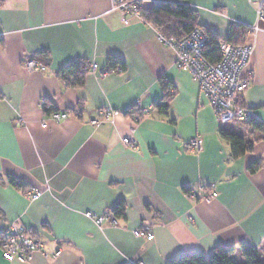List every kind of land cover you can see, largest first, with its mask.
<instances>
[{"label":"crops","instance_id":"0c3cea01","mask_svg":"<svg viewBox=\"0 0 264 264\" xmlns=\"http://www.w3.org/2000/svg\"><path fill=\"white\" fill-rule=\"evenodd\" d=\"M138 1L143 11L177 2ZM187 3L197 24L221 37L231 25L259 27L243 36L252 53L242 103L264 126L259 0ZM110 6V0H0V240L8 227L21 225L47 254L7 261L0 250V264H166L242 243L264 257V140L232 158L219 128L236 125L217 121L155 28L135 17L124 23V13ZM32 55L45 71L24 67L23 59ZM111 56L126 68L108 71ZM77 60L87 61L89 70L80 85L67 86L58 71ZM165 84L173 96L163 114L155 103ZM46 101L57 112H74L53 121L43 112ZM135 104L146 110L136 122L124 114ZM106 108L123 114L93 125ZM129 134L136 149L121 142ZM194 136L202 140L196 153L186 149ZM259 159L260 168L250 173L249 164ZM210 185L217 196L205 200ZM35 190L41 195L30 200L25 193ZM119 202L124 214L117 226L101 229L84 215L113 213ZM136 228H146L152 239L136 237ZM235 257L245 262L238 251Z\"/></svg>","mask_w":264,"mask_h":264},{"label":"built area","instance_id":"2783aa9c","mask_svg":"<svg viewBox=\"0 0 264 264\" xmlns=\"http://www.w3.org/2000/svg\"><path fill=\"white\" fill-rule=\"evenodd\" d=\"M250 1L248 0V2ZM110 3V11L119 10L124 13L122 18L124 23H127L130 17H135L149 24L144 17L142 6L138 0H110ZM256 16L258 20L264 23V0H259ZM248 29L256 32L259 27L253 24ZM155 30L157 39L175 52L177 66L193 76L201 95L206 98L208 104L213 108L219 123L224 124L232 120L240 122L253 120L254 115L250 108L242 104V96L251 83V76L245 74L252 53V47L248 43L234 45L222 38L219 40L218 60L212 62L204 52L210 42V37L203 27H194L179 40L165 38L157 29ZM23 65L29 71L43 72L46 70V65L33 55L25 57ZM94 67L95 65L91 66V68ZM111 71H120V68L116 66ZM139 113H146V110L142 109L139 104L133 105L130 113L124 112L134 122L140 119ZM120 114L123 113L111 108L102 109L99 111L98 118L91 121V123L99 125L104 120ZM67 116V112H53L49 115V118L59 122ZM43 125H45L44 122ZM121 142L124 146L133 149L137 147L131 134L123 136ZM201 148L202 140L199 136L192 137L186 145L189 152L196 153ZM209 188V195L203 197L205 200L214 199L217 196L213 186L210 185ZM25 194L30 200H35L39 198L41 191H27ZM189 197L193 199L200 198L196 193H189ZM84 215L92 219L101 229L107 225H119L118 217L113 213L99 216L93 212H85ZM132 233L136 237H144L147 240H151L153 237L146 228H136ZM0 250L3 259L7 261H29L35 253H40L43 257L47 256L43 250L42 242L31 236L21 225H11L5 230L0 240ZM57 254L58 252L54 253L55 256ZM133 264H142V262L138 261Z\"/></svg>","mask_w":264,"mask_h":264},{"label":"trees","instance_id":"16d2710c","mask_svg":"<svg viewBox=\"0 0 264 264\" xmlns=\"http://www.w3.org/2000/svg\"><path fill=\"white\" fill-rule=\"evenodd\" d=\"M187 1L188 0H177V2L172 3H157L154 4L151 9L143 11V14L149 25L157 29L165 38L179 40L185 33L199 26L197 24V13L189 6ZM248 28L249 26L247 25H231L225 37L206 31L210 37V42L204 50L207 58L212 62L218 60L219 40L222 38L234 45H241L243 43V36ZM116 66H119L120 71L126 68L121 58L115 56L109 57L107 66L108 71L113 70ZM88 70L89 64L87 61L77 60L61 68L58 71V75L67 86H77L83 82ZM70 75L72 77L71 79H69ZM164 91L165 94L163 98L155 103V108L158 112L166 114L169 107V100L172 98L173 92L171 89H168V84L164 85ZM43 112L45 115L49 116L51 113L57 112V110L50 102L46 101L43 105ZM67 112L73 113L74 110H67ZM127 112H131V107ZM143 115L145 114L139 113L140 117ZM227 123L236 125V128L231 130L221 126L219 128V135L229 144L232 158H238L244 155L247 151L252 149L255 142L264 140V126L255 118L247 123L237 120H232ZM260 166V159L253 161L249 164L248 171L250 173H255ZM10 182L20 186L18 181L14 178H11ZM185 191L187 192V190ZM189 193L191 192L188 191L187 194L189 195ZM123 211L124 205L119 202L113 209V214L119 217L124 214ZM2 237L3 234H1V238ZM236 251L241 254L245 262H241L235 257ZM166 264H264V257L257 247L248 243H242L238 248L218 245L209 253H194L180 256L169 260Z\"/></svg>","mask_w":264,"mask_h":264},{"label":"rangeland","instance_id":"374dc122","mask_svg":"<svg viewBox=\"0 0 264 264\" xmlns=\"http://www.w3.org/2000/svg\"><path fill=\"white\" fill-rule=\"evenodd\" d=\"M139 20V19H138ZM244 123H247V122H244ZM237 258V257H236Z\"/></svg>","mask_w":264,"mask_h":264}]
</instances>
